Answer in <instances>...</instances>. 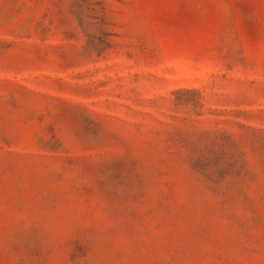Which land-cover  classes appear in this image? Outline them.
Here are the masks:
<instances>
[{
  "label": "rangeland",
  "instance_id": "rangeland-1",
  "mask_svg": "<svg viewBox=\"0 0 264 264\" xmlns=\"http://www.w3.org/2000/svg\"><path fill=\"white\" fill-rule=\"evenodd\" d=\"M0 264H264V0H0Z\"/></svg>",
  "mask_w": 264,
  "mask_h": 264
}]
</instances>
